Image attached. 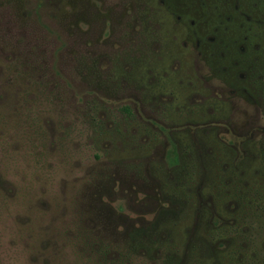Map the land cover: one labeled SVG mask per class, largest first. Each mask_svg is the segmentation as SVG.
I'll return each instance as SVG.
<instances>
[{
    "label": "rangeland",
    "instance_id": "rangeland-1",
    "mask_svg": "<svg viewBox=\"0 0 264 264\" xmlns=\"http://www.w3.org/2000/svg\"><path fill=\"white\" fill-rule=\"evenodd\" d=\"M263 76L264 0H0V264H264Z\"/></svg>",
    "mask_w": 264,
    "mask_h": 264
},
{
    "label": "trees",
    "instance_id": "trees-1",
    "mask_svg": "<svg viewBox=\"0 0 264 264\" xmlns=\"http://www.w3.org/2000/svg\"><path fill=\"white\" fill-rule=\"evenodd\" d=\"M259 84H264V76ZM260 100H262L261 109L262 113L264 114V97H262V95L260 97ZM123 110L127 111L126 108H123ZM261 138L262 140H260V153L261 160H263L264 162V132L261 134ZM247 159L254 160L256 159V156L247 154L245 155V159H243V161L241 160V163H245ZM234 169H237L235 165ZM252 195L253 197H251L250 200H247L241 204L239 212H236L237 217H233V219L228 220L231 221V223L228 224L227 229L223 228L225 225L223 223L217 224L216 222L215 224H213L214 233L217 230H219L220 232L221 230H224L227 234L230 235V237L228 238V244L232 243L234 238H239L240 245H242V249H244L245 251L248 250L249 247L254 245L250 244L256 236H261V234L264 233V188L260 186L256 187L253 190ZM236 210H238V208H236ZM235 233L238 234V236L231 237V234ZM258 240H260V238ZM224 251L227 250L225 249Z\"/></svg>",
    "mask_w": 264,
    "mask_h": 264
}]
</instances>
